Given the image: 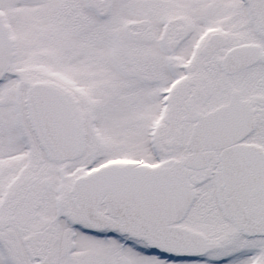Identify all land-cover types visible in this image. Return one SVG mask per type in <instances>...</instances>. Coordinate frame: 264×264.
<instances>
[{"label": "snow or ice", "instance_id": "6c2138e0", "mask_svg": "<svg viewBox=\"0 0 264 264\" xmlns=\"http://www.w3.org/2000/svg\"><path fill=\"white\" fill-rule=\"evenodd\" d=\"M0 264H264V0H0Z\"/></svg>", "mask_w": 264, "mask_h": 264}]
</instances>
